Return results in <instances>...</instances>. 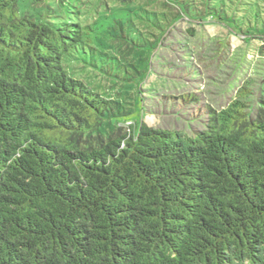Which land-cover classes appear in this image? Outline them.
<instances>
[{
  "label": "trees",
  "instance_id": "16d2710c",
  "mask_svg": "<svg viewBox=\"0 0 264 264\" xmlns=\"http://www.w3.org/2000/svg\"><path fill=\"white\" fill-rule=\"evenodd\" d=\"M213 1H162L153 28ZM133 2L0 0V264H264V68L202 130L150 127L167 38L135 36Z\"/></svg>",
  "mask_w": 264,
  "mask_h": 264
},
{
  "label": "rangeland",
  "instance_id": "374dc122",
  "mask_svg": "<svg viewBox=\"0 0 264 264\" xmlns=\"http://www.w3.org/2000/svg\"><path fill=\"white\" fill-rule=\"evenodd\" d=\"M162 1L167 0H134L128 16L135 36L154 32L167 38L141 85L142 120L150 127L191 134L204 128L209 108L226 107L248 85L257 94L264 68V0H215L219 14L214 19L181 20L169 34L153 28L167 11L159 5ZM86 81L108 85L92 73Z\"/></svg>",
  "mask_w": 264,
  "mask_h": 264
}]
</instances>
